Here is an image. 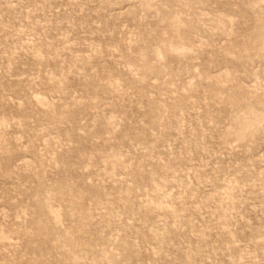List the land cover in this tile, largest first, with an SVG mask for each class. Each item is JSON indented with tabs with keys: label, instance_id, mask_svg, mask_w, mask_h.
Wrapping results in <instances>:
<instances>
[{
	"label": "rangeland",
	"instance_id": "rangeland-1",
	"mask_svg": "<svg viewBox=\"0 0 264 264\" xmlns=\"http://www.w3.org/2000/svg\"><path fill=\"white\" fill-rule=\"evenodd\" d=\"M0 264H264V0H0Z\"/></svg>",
	"mask_w": 264,
	"mask_h": 264
}]
</instances>
